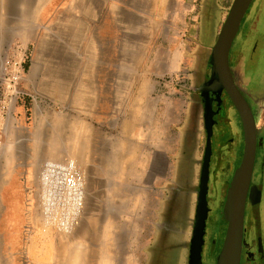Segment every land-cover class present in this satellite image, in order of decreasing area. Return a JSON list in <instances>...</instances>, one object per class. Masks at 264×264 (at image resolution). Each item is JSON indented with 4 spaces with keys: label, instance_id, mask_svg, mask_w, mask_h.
<instances>
[{
    "label": "rangeland",
    "instance_id": "1",
    "mask_svg": "<svg viewBox=\"0 0 264 264\" xmlns=\"http://www.w3.org/2000/svg\"><path fill=\"white\" fill-rule=\"evenodd\" d=\"M50 1V5H55L65 0ZM210 1L211 3L203 2V0H194L187 20L164 22L165 35L168 32L170 34V37H164L162 42L164 49L177 48V51L180 52L184 48L186 57L182 69L167 72L156 80L159 89L158 96L161 98L164 108L171 104L174 105V115L171 120L173 122H176L179 118L178 105L181 108L180 104H185L188 92H190L187 78L190 80H195L196 78L191 79V70L202 72L208 57L205 49H201L198 46L201 43L196 36L197 24L200 23L199 16L203 14L204 18L213 22L212 26L215 32L213 44L232 0ZM258 3L259 0H254L250 8L253 10L258 8ZM213 5H217V9L213 8ZM257 22L260 27L262 22L261 24L259 20ZM7 41V39L0 41V264H34V261L32 263L28 261V256H33V254L36 257L45 259L46 263L42 262L43 264H57V260L61 257H63V264H70L75 261L76 257H79L77 258L79 260L77 264H91L93 256L94 262L99 264H146L145 250L147 249L148 251L150 243L157 236V224H168L170 227L177 217L173 216L174 212L169 211V208V213L162 219V222H159L161 220L159 218L161 204L166 196L163 188L170 182L168 177L175 151L174 147L180 140L176 134V125L174 123L171 124L165 115L158 120L157 125L155 123L153 125L151 123H141L138 117L134 119L133 115H127L129 111L126 110L117 117L116 129H113L115 132L112 133L109 141L107 130L98 124L93 126L88 124L89 117L73 112H69L70 116H66L67 112L61 107L60 102L46 101L45 105L49 107L52 115L51 124L46 123V128H52L55 134L53 135L54 140H51L52 147L32 148L25 146L23 148L24 144H28V141L25 143L20 141L18 143L14 141L12 136L17 133L16 125L18 126L19 124L23 126L24 133H17V137L20 135L23 138H27V132L29 134L31 129H34L31 101H25L19 112H17V108L13 109V104L17 99L15 96L17 94L16 85L15 90L7 88L6 78H8V74H6L4 63L9 59L20 61L22 65L21 77L26 71L23 65L30 58L33 49H31L30 45H24L17 38L13 39L11 44L7 43ZM260 41L261 36H256V43ZM191 88L193 89L192 86ZM13 118L16 120L15 122H12ZM66 118H71L73 122L72 127H69L68 130L69 136L66 138L70 140H67V143L70 146L77 145L78 141H73V138L78 140V138H81L78 136L82 135L88 137V132H90L91 128V143L88 147L81 146V143L80 147L78 145L75 147L76 149L59 147L62 143L59 136H61L62 131L65 132L66 130V126H64ZM43 120L47 121L48 119L44 118ZM59 120L62 123L59 124ZM77 121L79 122L77 123ZM82 125L86 128L85 132L80 129ZM152 126H155V129L156 127H159V129L163 128L165 134V157L163 160L166 162V168L164 169V178L162 175H152L151 151L153 150L148 148L147 151L145 147L143 148L145 131L149 130V128L151 129ZM47 150L64 151L75 157L84 171L86 188H88L87 183L91 182L89 177L93 178L96 175L92 166L97 164V162L100 165H106L109 160L112 162L110 164L113 172L110 180V196H101L97 199V204L101 208L100 216L98 217L99 212L97 215L89 212L83 215L82 218L79 217L69 233L56 232L44 226L39 217L37 203L40 189V163L36 157V152ZM82 152L86 153L85 158L81 157ZM95 152H97V155ZM12 154L14 156L13 159L11 158ZM12 160L14 161L13 164ZM146 161L148 163L147 171ZM130 163H132V167L129 166ZM146 172L148 180L139 179V176H145ZM196 182H190V186L187 185L186 188H190V193H192L191 189L195 187ZM131 190L134 192L133 196L130 194ZM179 199L182 201L184 197H179ZM192 201L193 206L187 216V219H191V221L194 218L193 197ZM122 202H125V204ZM113 203L116 207H125L127 210V212L122 211V213L117 211L119 216L117 221L112 220L113 217L107 212L109 206ZM186 212L187 205L181 208L182 215L180 214V217H186ZM213 216L212 234H219V242H217L215 249L211 253V264H215V255L219 250L225 230L222 211L218 210ZM184 224H187V222ZM191 224H188L184 229L180 241L175 239L166 245L165 240H162L164 243L160 244V246H162L161 250L163 253L158 256V263L163 261L166 253L177 250L179 245L187 247L188 244L190 245ZM85 225L86 228L82 229ZM120 227L121 229H119ZM97 237L102 243L98 248L99 251L94 245ZM119 237L122 238L119 239ZM89 238L90 242L88 241ZM77 245H79V248L82 247L80 256H75L70 252L71 248ZM98 252H100L99 256ZM30 260L32 259L30 258Z\"/></svg>",
    "mask_w": 264,
    "mask_h": 264
},
{
    "label": "crops",
    "instance_id": "2",
    "mask_svg": "<svg viewBox=\"0 0 264 264\" xmlns=\"http://www.w3.org/2000/svg\"><path fill=\"white\" fill-rule=\"evenodd\" d=\"M13 1L9 3L8 0H0V39L2 41L7 39V43L11 44L13 39L17 38L33 49L30 58L26 61V71L16 83L17 99L13 104V109L17 108L19 112L25 101H31L34 129L32 128L29 134L27 132V138L20 135L17 137V133H24L23 126L19 124L16 125L17 133L12 136L18 143L28 141L23 148L52 147L51 140L55 134L52 128H46V123L51 124L52 116L49 107L45 105L46 101L60 102L61 107L67 112L66 116H70L69 112H73L89 117L88 124L91 126L98 124L107 130L109 141L112 133L115 132L113 129H116L117 117L126 110L129 111L127 115H133L134 119L138 117L141 123L157 125L158 120L165 115L171 124L174 123L177 128L180 126L185 104L181 103V108L178 105L179 118L176 122L171 121L174 105L164 108L158 96L156 80L167 72L179 71L186 61L184 48L180 52L177 48L164 49L162 43L164 37H170L169 32L165 35L164 22L187 20L194 0H78L80 11L74 18L76 44L71 49L69 43L71 44L73 40L65 37V48L64 46L60 48L64 55L61 59H59L61 50H56L57 46H53V41L52 43L47 41L49 39L47 35L51 24L59 14L60 26L63 25V15L69 17L65 9L71 0L55 5H50V0ZM205 1L211 3L210 0ZM25 8L33 10V16L29 15L28 23H25V18L23 22L21 15ZM65 11L66 13L63 14ZM202 15L199 16L200 23L197 24L196 36L201 42L198 46L205 49L208 54L206 60L208 65L215 32L213 24L202 22ZM72 33L70 30L69 34ZM40 41L46 46L50 43L54 55L46 49L47 51L39 58ZM174 54L176 60L173 63L171 58ZM57 60L58 66L55 64ZM51 69L60 73L51 77ZM44 118L48 120L45 121ZM15 121L13 118L12 122ZM72 123L71 118L65 119L66 130L59 136L62 142L59 145L61 148L71 147L67 143L70 139L66 137L69 136L68 130L72 127ZM181 132L177 129L178 137L181 136ZM90 133L91 128L88 135ZM164 136L163 128L155 129V126H152L145 131L143 137L145 139L143 148L145 147L147 151L148 148L153 150L151 151L152 175H164ZM73 141H78L79 147L80 143L83 146L81 138L78 140L73 138ZM11 158H14L13 154ZM11 162L13 164L14 161ZM147 167L146 161V171ZM139 179L148 180L147 172L145 176H139ZM98 237L94 243L97 249L102 244ZM99 254L100 252L98 256ZM37 257L34 254L30 255L28 261L30 263L34 261V264L45 262V259ZM62 259L63 257L59 258L57 264H63ZM91 264H99L94 262V256Z\"/></svg>",
    "mask_w": 264,
    "mask_h": 264
},
{
    "label": "flooded vegetation",
    "instance_id": "3",
    "mask_svg": "<svg viewBox=\"0 0 264 264\" xmlns=\"http://www.w3.org/2000/svg\"><path fill=\"white\" fill-rule=\"evenodd\" d=\"M258 4V8L253 10L249 7V11L247 10L245 21L243 19L229 54L234 82L251 108L256 127L255 162L245 201L241 264H264V0H259ZM258 20L260 24L262 22L260 27ZM256 36H261L259 43H256ZM207 66L206 62L200 73L194 69L190 72L191 79H197L188 80L190 92L186 98L182 122L177 128L182 132L174 147L168 177L170 182L163 188L166 196L161 204L159 222H162L169 211H173V216L177 217L170 227L168 224H157V236L153 238L148 251L145 250L146 264H189V244L188 247L179 245L169 255L166 253L162 262L158 263L157 260L163 253L160 244L165 242L167 245L175 239L180 241L187 225L192 223V229L194 226L196 198L207 143L204 125L206 109L211 111L213 117V148L210 155L209 188L205 198L206 217L201 223L204 232L198 239L201 264H211V253L219 242V234H212L213 215L218 210L221 212L225 206L226 190L242 155L243 124L227 93L218 91L214 85L216 80L206 77ZM190 182H196L191 189L192 193L189 192L190 188H186L187 185L190 186ZM179 197L184 199L181 201ZM192 197L194 218L191 221L187 216L193 206ZM185 205L186 217L181 218V208Z\"/></svg>",
    "mask_w": 264,
    "mask_h": 264
},
{
    "label": "water",
    "instance_id": "4",
    "mask_svg": "<svg viewBox=\"0 0 264 264\" xmlns=\"http://www.w3.org/2000/svg\"><path fill=\"white\" fill-rule=\"evenodd\" d=\"M252 2L253 0L231 1L217 37L210 48L206 70V77L209 80H216L214 85L217 86L218 91L227 93L237 108L243 124L242 155L226 190V203L222 209L225 230L219 250L215 255V264H241L245 201L255 162L256 127L251 108L234 82V76L229 64V54L231 45L237 37L245 14ZM204 125L207 143L196 198L195 221L189 249V264H201L198 239L199 235L204 232L201 223L206 217L205 198L209 188L210 155L213 148V117L211 111L207 109L204 114Z\"/></svg>",
    "mask_w": 264,
    "mask_h": 264
},
{
    "label": "built area",
    "instance_id": "5",
    "mask_svg": "<svg viewBox=\"0 0 264 264\" xmlns=\"http://www.w3.org/2000/svg\"><path fill=\"white\" fill-rule=\"evenodd\" d=\"M1 53V44H0ZM7 88L15 90L20 78V61L6 60ZM40 163L38 213L44 226L56 232H69L77 223L82 208L84 174L77 160L64 151H37Z\"/></svg>",
    "mask_w": 264,
    "mask_h": 264
},
{
    "label": "bare ground",
    "instance_id": "6",
    "mask_svg": "<svg viewBox=\"0 0 264 264\" xmlns=\"http://www.w3.org/2000/svg\"><path fill=\"white\" fill-rule=\"evenodd\" d=\"M8 1H9V3H13L14 2L13 0H8ZM3 8H4V6H3ZM65 10H67V12L69 14V17L67 15H63V25L60 26L59 18H61V15L59 14L57 19H55V21H53V23L51 24L50 32L47 35V37L49 38V39H47V41L50 42V43H52V41H53V43H52L53 46L54 47L55 46L58 47V48L55 47L56 50H58V51L61 50L60 51L61 55L59 53V59H61V57L64 56L63 53H62V49H60V48H62V46H64V48H65V41H64L65 37H67L68 40H73L71 42V44L69 43V47H71V49L76 44V42H75L76 41V28H75L76 27V22H75L74 18H75V15H77L78 12L80 11V8L78 6V0H71L69 6H67ZM65 13H66V11L63 12V14H65ZM21 15L23 16V22H24V18H25V23H28L30 21L29 15L33 16V10L32 9L28 10V9L25 8L24 10H22ZM70 30H71V32H73L72 35L69 34ZM0 41H1V39H0ZM50 43L48 44V46H46L43 41L39 42V46H38V57L39 58H41L42 54L45 53V51H47V50L51 54L53 47L50 46ZM58 51H56L55 53L57 54ZM52 54L54 55V52H52ZM175 60H176V56L174 54V56L171 58V61L174 63ZM55 64H57V66H58L59 61L57 60ZM51 66H53V65H51ZM59 73L58 72H54L51 69L50 76L51 75L53 76L54 74H59ZM78 122L79 121H77V123ZM80 129L83 130L84 132L86 131V128L83 125L80 127ZM83 136L84 135H82V137H81V141H82L83 147H88L90 145V143H91V135L89 134L88 138L86 136H84V137ZM76 146L77 145H75V146L72 145L69 149H73ZM85 154H86L85 152H82L81 157L85 158ZM95 154L97 155V152H95ZM73 158H75V157H73ZM75 160H77V159L75 158ZM111 163L112 162H110V160H109L108 162H106V165L105 164H101V165H103V166H101L100 163L97 162V164L92 166L93 170H95V174L96 175L93 178L89 177V181H91V182L87 183V187L89 189L86 188V180H85V175H84V187H83V190L81 192L82 196L84 198L83 199L84 202H83V208H82V211H81V214H80V218H82L83 215H86L89 212L95 213V215H97V213L99 212L98 217L100 216V213H101L100 209L101 208H99V206L97 204L98 203L97 199L99 197H101V196L102 197L103 196L106 197L107 195L110 196V192H111V190H110L111 189L110 188V180L112 178L111 175L113 174L112 167H110ZM79 166H80V164H79ZM129 166L132 167V163H130ZM158 167L160 168L159 164H158ZM163 167H164V169L166 168V162H164V166ZM80 168H81V166H80ZM82 172L84 174L83 170H82ZM104 192H106V193H104ZM130 194L133 196L134 192L131 190ZM85 200H86V206H85ZM122 203L125 204V202H122ZM112 205L109 206V210H107V212H109L110 215L113 217L112 220L117 221V219L119 218V216L117 215V211L122 213V211L123 212H127V210H126L125 207L124 208L116 207V205L114 203ZM121 227L119 229H121ZM85 228H86V225L84 227H82V229H85ZM88 229H89V226H88ZM71 231H72V229L69 232H71ZM69 232H63V233H69ZM117 235H118V233H117ZM120 238H122V237H119V239ZM88 241L90 242V238H89ZM81 250H82V247L79 248V245H77V246H73L71 248L70 252H72V254H74L75 256H80V254L82 253ZM77 258H79V257H76L75 261H72L70 264H77V262L79 261Z\"/></svg>",
    "mask_w": 264,
    "mask_h": 264
},
{
    "label": "trees",
    "instance_id": "7",
    "mask_svg": "<svg viewBox=\"0 0 264 264\" xmlns=\"http://www.w3.org/2000/svg\"><path fill=\"white\" fill-rule=\"evenodd\" d=\"M212 7L217 9V5H216V6L213 5ZM201 18H202V20H203L202 22H204V23H208L209 25H212V24H213L212 21L207 20L206 18L203 17V15H202ZM23 68L26 69V62L24 63Z\"/></svg>",
    "mask_w": 264,
    "mask_h": 264
}]
</instances>
